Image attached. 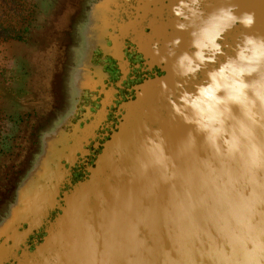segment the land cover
I'll list each match as a JSON object with an SVG mask.
<instances>
[{
	"label": "water",
	"instance_id": "water-1",
	"mask_svg": "<svg viewBox=\"0 0 264 264\" xmlns=\"http://www.w3.org/2000/svg\"><path fill=\"white\" fill-rule=\"evenodd\" d=\"M124 1L128 6L117 5L115 17L103 22L102 37L113 46L110 34L126 35L122 46L131 38L147 69L162 74L134 85L86 177L56 200L60 213L34 251L19 247L17 264H63L90 253L96 261L122 255L124 264H264V0ZM112 6L100 0L93 9ZM155 87L161 92L148 97ZM177 114L180 121L163 124ZM143 117L144 132L137 123ZM56 161V153L38 156L15 190L0 235L17 222L38 226L37 208L45 207L49 189L58 191ZM100 181L114 184L113 197L81 201ZM76 201L86 208L64 227ZM45 209L40 223L52 210ZM120 216L161 226L160 247L134 252L131 241L105 239ZM13 238L10 230L6 239L16 244ZM3 251L0 245V261Z\"/></svg>",
	"mask_w": 264,
	"mask_h": 264
},
{
	"label": "rangeland",
	"instance_id": "rangeland-1",
	"mask_svg": "<svg viewBox=\"0 0 264 264\" xmlns=\"http://www.w3.org/2000/svg\"><path fill=\"white\" fill-rule=\"evenodd\" d=\"M99 1L0 0V25L13 31L0 37V223L38 156L57 153L67 131L74 139L87 131L75 125L83 96L107 78L101 55L116 53L102 37L103 22L117 5L128 6L110 0L111 10L94 11Z\"/></svg>",
	"mask_w": 264,
	"mask_h": 264
},
{
	"label": "flooded vegetation",
	"instance_id": "flooded-vegetation-1",
	"mask_svg": "<svg viewBox=\"0 0 264 264\" xmlns=\"http://www.w3.org/2000/svg\"><path fill=\"white\" fill-rule=\"evenodd\" d=\"M109 36L114 39V46L112 41H108V45L113 46L117 54H119V50L122 46L119 38H125L126 35L113 33ZM124 47H126L123 51L124 59L121 62L109 55H101L99 59L100 63L104 66L107 78L104 79L102 84L97 86V89L93 92L86 91L83 96L82 101L84 102L78 110L76 115L77 123H75V125L79 124V129L87 130L83 131L82 138L78 137L74 139L72 133L67 131V135L62 142H55L56 157L58 158L56 163H58L61 169L57 174L52 176L53 184L58 188V191L54 187L49 189L50 192H48L45 201V207L47 204L50 205L52 209L50 210L49 216H47L42 223L38 221L42 220L43 213L46 210L45 207L41 205L37 208L33 221V223L35 222V225L38 226H34V224L30 226L27 223L20 226L17 222L16 225L14 224L3 231V234L0 235L1 237L3 236L0 238V245L5 247V252L3 251V257H5V259L4 261H0V264H17L15 258L22 254L20 248H24V244L29 247L28 250L30 252L34 251L35 246L40 243L46 235V229L49 226L48 221L53 220L60 213L58 208L53 209L55 207L54 203H56V200L60 201L63 193L68 191L71 185L86 177L88 173L87 168L94 163L96 156L101 151V145L108 138L111 129H113L118 122L122 102L133 95L134 92L132 88L134 85L141 83L148 76L152 77V73L154 72L158 75L162 74L157 68L152 71L147 69L144 55L135 50L136 45H134L131 39L125 41ZM149 50L150 48L144 47L145 52L149 53ZM155 88L156 89L148 90V97L156 90L161 92V87ZM73 90H76L75 87ZM72 97H76V94H73ZM163 101L165 102L166 99L163 98ZM84 103H86V106H83ZM171 118L173 120L168 117V122H163V124L171 127L175 122L180 121L181 116L177 114L174 117L171 116ZM137 123L139 124L138 127L140 125L143 127V125H145L144 117L141 122L137 121ZM73 130L74 127L72 128V131ZM145 130L146 127L144 126L143 132ZM32 168H29L28 171ZM113 188V183L100 181L85 190L83 192L84 196H82L80 200L88 201L89 198H91L92 203L95 197L98 200L109 196L113 197ZM85 208L86 207H83L79 201H76L64 227H68L74 220V222H77L76 214L79 216L81 211ZM144 222L145 221L141 218L139 219V217H115L110 224L107 234H105V239L111 243L123 240V243L127 244L131 241L130 248L134 252H142L144 250L153 252L160 247L159 238L165 235V231L161 230V226L155 227L150 223V227H148ZM10 230H12L13 239L16 244H14L11 239H6V234H8ZM23 231L26 233L16 235V233ZM13 247L14 251L11 252ZM91 255H93V253L88 255L84 254L78 259L69 257L63 264H124L123 262L125 261L122 255L119 256L117 261H113L108 257L104 260L100 258L96 261L91 258Z\"/></svg>",
	"mask_w": 264,
	"mask_h": 264
},
{
	"label": "trees",
	"instance_id": "trees-1",
	"mask_svg": "<svg viewBox=\"0 0 264 264\" xmlns=\"http://www.w3.org/2000/svg\"><path fill=\"white\" fill-rule=\"evenodd\" d=\"M12 30L9 28H5L2 25H0V37L4 38V39H8L10 37H12ZM18 39H20L19 37H17Z\"/></svg>",
	"mask_w": 264,
	"mask_h": 264
}]
</instances>
